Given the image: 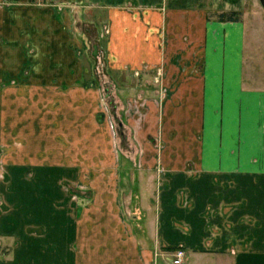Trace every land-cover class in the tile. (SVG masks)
<instances>
[{"label":"crops","instance_id":"0c3cea01","mask_svg":"<svg viewBox=\"0 0 264 264\" xmlns=\"http://www.w3.org/2000/svg\"><path fill=\"white\" fill-rule=\"evenodd\" d=\"M250 1L0 0V264H264Z\"/></svg>","mask_w":264,"mask_h":264},{"label":"rangeland","instance_id":"374dc122","mask_svg":"<svg viewBox=\"0 0 264 264\" xmlns=\"http://www.w3.org/2000/svg\"><path fill=\"white\" fill-rule=\"evenodd\" d=\"M244 14L242 15V20H245L246 26L248 29H251L255 32L254 40L262 43L263 45L259 50H248V53H253L252 58V64L251 69L257 73L262 75V78L264 79V0L263 3L261 0H251L248 2L246 17L244 19ZM259 46V47H260ZM255 54V55H254ZM104 69V68H103ZM92 74L96 73V70L94 67L91 69ZM104 72H107V70H103ZM264 85V82H262ZM107 116H109L107 114ZM9 243V242H8ZM3 244V243H2ZM8 245V246H7ZM6 246L3 244V247H0V257L2 258L6 254V249L11 248L10 243Z\"/></svg>","mask_w":264,"mask_h":264},{"label":"trees","instance_id":"16d2710c","mask_svg":"<svg viewBox=\"0 0 264 264\" xmlns=\"http://www.w3.org/2000/svg\"><path fill=\"white\" fill-rule=\"evenodd\" d=\"M216 16L221 22H240L242 20V14L237 12L221 13Z\"/></svg>","mask_w":264,"mask_h":264},{"label":"built area","instance_id":"2783aa9c","mask_svg":"<svg viewBox=\"0 0 264 264\" xmlns=\"http://www.w3.org/2000/svg\"><path fill=\"white\" fill-rule=\"evenodd\" d=\"M39 1V0H38ZM186 258V251L183 248H178L174 253L173 264H183Z\"/></svg>","mask_w":264,"mask_h":264},{"label":"water","instance_id":"95a60500","mask_svg":"<svg viewBox=\"0 0 264 264\" xmlns=\"http://www.w3.org/2000/svg\"><path fill=\"white\" fill-rule=\"evenodd\" d=\"M261 2L263 3V0H261Z\"/></svg>","mask_w":264,"mask_h":264}]
</instances>
